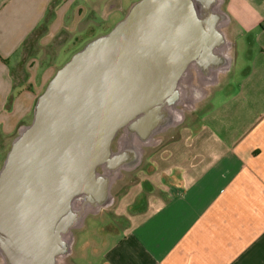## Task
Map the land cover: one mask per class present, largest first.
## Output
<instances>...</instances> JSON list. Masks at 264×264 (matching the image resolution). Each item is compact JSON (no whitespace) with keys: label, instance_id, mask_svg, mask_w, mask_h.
I'll return each instance as SVG.
<instances>
[{"label":"crops","instance_id":"0c3cea01","mask_svg":"<svg viewBox=\"0 0 264 264\" xmlns=\"http://www.w3.org/2000/svg\"><path fill=\"white\" fill-rule=\"evenodd\" d=\"M121 10L122 0H0V166L55 74L52 50ZM223 11L231 77L138 168L114 212L120 234L100 251L80 240L72 264H264V0H223Z\"/></svg>","mask_w":264,"mask_h":264},{"label":"water","instance_id":"95a60500","mask_svg":"<svg viewBox=\"0 0 264 264\" xmlns=\"http://www.w3.org/2000/svg\"><path fill=\"white\" fill-rule=\"evenodd\" d=\"M222 6L139 0L55 72L0 167L1 264L68 257L73 231L112 205V186L141 165L142 149L182 123L186 95L199 100L230 71Z\"/></svg>","mask_w":264,"mask_h":264},{"label":"rangeland","instance_id":"374dc122","mask_svg":"<svg viewBox=\"0 0 264 264\" xmlns=\"http://www.w3.org/2000/svg\"><path fill=\"white\" fill-rule=\"evenodd\" d=\"M137 1H139V0H122L123 11L121 10V11L116 12L112 17H110L103 24V26L94 29V31L92 33H90L89 35L83 36L81 38V40L80 39L78 40L77 43H74L72 45L67 43V44H63L61 47H59L56 50L53 49L50 56L52 58L53 67L55 69V72L59 68H61L71 58V56L74 53H76L81 48H83V46L86 43H88L89 41H91L94 38H97L101 35L108 33L119 21H121L125 17L124 12L127 13L130 6ZM222 10H223V6H222ZM223 30L225 33L226 28ZM78 35H79V33H78ZM227 35H228L227 37L229 39H231V35L229 34L228 31H227ZM34 45L35 44H33V45L29 44L26 46V52L28 53V55L36 54L37 48ZM41 51H43V50H41ZM47 51L44 50L40 54V57H41L40 60L46 61V55H47L46 53L50 52V51H48V52ZM226 53L228 55H230L232 53V51L229 50ZM222 76L223 75L220 76L221 77L220 78L221 83H223L225 80H228L231 77V73H229L226 77H222ZM192 83L196 87L200 86V84L196 81V79H194L192 81ZM183 87L186 91L188 90L187 84H183ZM202 88H204L206 91L211 90L209 92H212L213 89H215L213 87H202ZM217 91H218L217 89L214 90L212 94L216 93ZM189 95L190 94L186 95L182 104L178 107V110H180L184 116L182 123L179 124L178 126L174 127V128L169 129L165 133H162V134L154 137V141L157 142L158 145H156V143H155L156 146L146 147V148L142 149V163H141L142 167L139 168L141 166L140 165L138 167L139 170H143L145 168L146 163H147V161H146L147 157L152 153V151L154 149H156L159 146V144H163L166 141L174 138L176 133L179 132L181 126L184 123H187L188 121H190L191 117L193 115L198 114L200 112V107L198 104H196V101L190 102V105L193 109L192 111H189V110L185 109V107H183L186 102H189V99H190ZM194 95L195 94H193V96ZM138 168L132 172L123 173L121 175V177L114 183V185L112 186L111 192H110L111 197H112V205L111 206L100 211L96 215L88 216L87 219L85 220L83 228L76 230V231H73V233H72V235H73L72 250H74V251L78 250L77 246L80 243V240H84V241L89 242L87 244L88 248L86 247L87 248L86 251H88L90 249L94 250V251H100V250H103L104 248H106V246L111 241V239L114 238L112 235L113 233L116 235L120 234V231L122 228L120 225L121 224L120 218H118L115 215V213L121 214L120 209H118L117 202H118V199L120 197V194L122 192H125L126 189H128L132 185V183L134 182V176H135L136 172H138ZM75 255H76L75 253L71 252V254L68 257H66L64 259H59L58 264H72V260H73L72 257ZM0 264H1V259H0ZM85 264H87V263L85 262Z\"/></svg>","mask_w":264,"mask_h":264},{"label":"flooded vegetation","instance_id":"af4514ba","mask_svg":"<svg viewBox=\"0 0 264 264\" xmlns=\"http://www.w3.org/2000/svg\"><path fill=\"white\" fill-rule=\"evenodd\" d=\"M198 97V95L197 94H195L194 96H191L190 97V99L191 100H194L195 98H197ZM190 100H189V102H186L185 104H184V106L183 107H185V109H187V110H189V111H192L193 109H192V107H191V105H190Z\"/></svg>","mask_w":264,"mask_h":264}]
</instances>
